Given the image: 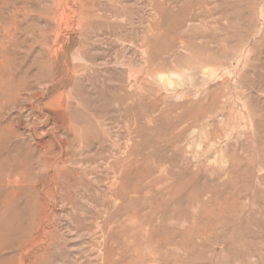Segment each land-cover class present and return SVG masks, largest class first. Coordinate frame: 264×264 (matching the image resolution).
<instances>
[{"label": "rangeland", "instance_id": "1", "mask_svg": "<svg viewBox=\"0 0 264 264\" xmlns=\"http://www.w3.org/2000/svg\"><path fill=\"white\" fill-rule=\"evenodd\" d=\"M0 264H264V0H0Z\"/></svg>", "mask_w": 264, "mask_h": 264}, {"label": "bare ground", "instance_id": "2", "mask_svg": "<svg viewBox=\"0 0 264 264\" xmlns=\"http://www.w3.org/2000/svg\"><path fill=\"white\" fill-rule=\"evenodd\" d=\"M91 4V3H90ZM86 5V4H85ZM87 6V5H86ZM91 7V6H90ZM199 7V6H198ZM196 16V15H195ZM150 22V21H149ZM78 25V24H77ZM188 45V44H187ZM191 47V46H190ZM159 52V51H158ZM209 69V68H208ZM207 81V80H206ZM242 88V87H241ZM252 88V86H251ZM212 89V88H211ZM130 99V98H129ZM240 109V108H239ZM49 113V112H48ZM51 118V117H50ZM38 119V118H37ZM40 121V120H39ZM46 129V128H45ZM228 129V128H227ZM46 132V131H45ZM253 137V136H252ZM248 139V138H247ZM236 140V139H235ZM261 146V145H260ZM40 149V148H39ZM42 150V149H41ZM206 166V165H205ZM239 166V165H238ZM244 168V167H243ZM255 169V168H254ZM250 173V172H249ZM63 178V177H62ZM248 180V179H247ZM54 191V190H53ZM138 236V235H137Z\"/></svg>", "mask_w": 264, "mask_h": 264}]
</instances>
